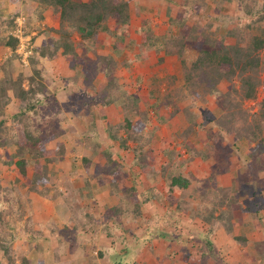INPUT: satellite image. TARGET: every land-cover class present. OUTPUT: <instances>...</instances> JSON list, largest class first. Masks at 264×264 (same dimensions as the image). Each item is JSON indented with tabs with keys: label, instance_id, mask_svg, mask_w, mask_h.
I'll use <instances>...</instances> for the list:
<instances>
[{
	"label": "rangeland",
	"instance_id": "rangeland-1",
	"mask_svg": "<svg viewBox=\"0 0 264 264\" xmlns=\"http://www.w3.org/2000/svg\"><path fill=\"white\" fill-rule=\"evenodd\" d=\"M136 1L141 20L160 34L165 28L161 25L166 18L165 14L169 8L176 13L180 0H175L176 4L172 5L169 0ZM31 3V0L26 4L23 0L15 3L11 0H0V82L9 84L11 78L15 82L21 81L23 77V86L27 89L28 76L33 74L30 58L35 56L38 62L36 67L41 72L40 78L37 77V84H45L47 90L45 94H39L37 100H33L36 109L28 112L23 125H18L14 118L19 116L25 106L10 92L11 101L5 105L3 115L0 116V120L3 118L6 121L5 127L0 130V141L19 142L22 135L20 130L25 128L24 125L30 126L32 130L39 128L45 133L54 132L57 136L48 145V150L52 151V158L56 154L57 159L49 166L50 175L46 184L39 185L41 190H45V193L52 197L50 198L29 190L26 178L9 164L11 155L17 150L15 145L9 144L0 149V213H4L2 219L5 222L0 223V246L6 244L8 252L6 254L4 248L0 247V264H11V260L15 261V264H22L23 258H26L29 264H198L200 246L203 247L206 238L217 251L214 255L211 249L213 264H264L261 261L262 253L264 254V210L260 214L261 223L256 221L251 212L246 213L244 217L243 223L249 225L247 232L251 233L253 240L249 242L246 253V246L240 245L236 240L246 234L240 219L237 216L233 219L232 233H229L221 221L210 225L202 217L207 218L206 210L213 209L212 203L206 202L208 197L204 199L200 194V197L196 194L200 191L198 175L202 176V172H205L208 176L207 171L215 162L214 157L209 160L203 158L210 150L222 159L229 149L233 151L236 137L243 136L244 139L238 143L240 150L230 156L232 165L235 169L243 168L241 171H245L244 156L254 152L253 149L264 151V48L257 54L260 65L256 73H237L223 79L214 94L204 93V90L209 88L207 82H204L202 88L198 85L196 90L192 88L191 91L198 92V98H194L190 90L183 87V65L176 56H166L163 64L159 66L154 49H149L147 58L140 62L136 59V47L132 51L122 50L120 55L115 54L113 46L117 38L123 36V32L116 28L111 20L103 26L98 36L99 43L95 46H82L81 38L75 35V45L79 52L80 48H89L87 57L95 63H99L101 56L111 54L108 56H112L118 65L116 72L119 88L116 93L112 92L113 98L118 100L108 107L110 110L107 118H103L102 99L110 95L103 94L107 82L105 72H99L98 76L90 79L92 82L89 90L80 93L77 102L72 97L74 86L66 88L63 82H73L74 77L79 76L74 80L79 87L82 86V68L79 66L77 71L74 70L71 62L59 58L60 56L59 59L50 60L41 59L39 54H35L36 49L43 46L49 35H55L52 28L57 29L60 25L49 14L44 20H40L37 13L29 10ZM220 10L221 12L208 9L201 13L195 11L192 16L195 21L210 25L212 31H216L219 37H224L228 44L235 45L234 39L227 38L228 29L235 27L241 31L245 30L250 23L264 14V3L263 0L258 1V8L253 16H247L241 5L235 3H226ZM17 14V27L12 30L8 24ZM28 16L31 23H28ZM134 21L135 17L133 22L125 27V32L129 35L125 41L135 40L138 43L141 30ZM172 29L176 32L175 27ZM110 31L113 32L112 35ZM4 34L16 35L19 38L17 51L20 52L2 46ZM194 52L189 53L192 57H188L190 66L198 57ZM90 65L87 63L89 71ZM154 73L159 74L160 78H168L170 74L177 76L172 89L181 95V110L188 112L185 116L182 113L175 115L179 125L178 132L170 128L173 110L162 107L160 101L156 100L158 93L152 91L155 90L151 87ZM251 77L249 84L253 83L254 78L258 82L253 96L248 98L245 89H248L249 85L246 86L243 81ZM89 97L95 102L101 101L92 103L95 112L94 123L88 113L81 116L88 109L85 102ZM135 97L142 99L139 108L150 112L151 121L144 124L146 127L143 130L130 132L133 134V140H128L123 127L125 119L129 118L134 123L140 119L144 121L142 117L135 115V107L125 109L128 101ZM232 105L234 108L231 113L229 108ZM155 107L160 112L159 119L154 115ZM185 117L194 118L197 123L194 133L187 138L184 135L193 125ZM161 118L165 122L160 121ZM220 129L223 131L221 137L224 141V148L221 149L217 147L216 140L211 139L221 131ZM111 130L117 133V139L110 138ZM159 133L167 137L166 149L160 150L156 143H148L150 136H157ZM254 133L263 140V144L259 143L258 138L248 145L246 136L253 137ZM177 134H181V137ZM60 144L65 147L63 156L58 154ZM224 149H227V152H224ZM135 150L151 153L152 158L144 160L145 165L142 166L140 157L136 158ZM106 152H110L113 159L110 160ZM139 155L137 153V156ZM153 164H157L159 169L153 168ZM112 168H118L123 174H127L124 180L118 181L119 184L126 187L136 185L144 198V194L150 189H158L161 202L153 201L143 207L142 217H136L133 213L112 217L108 207L115 205L117 198L124 195L121 193L113 197L114 188L110 177ZM187 173H197L195 179L187 176L192 180L189 188L176 187V192L170 194L173 184L170 177ZM260 176L264 179V173H260ZM152 181H157V185L153 186L156 183L151 184ZM59 192L60 195L55 198V194ZM170 198L174 200L171 205ZM241 200L246 209L247 198ZM228 209L223 206L218 210V214L220 210ZM193 213L201 215H192ZM166 214L170 216V226L156 232L155 218ZM42 225L50 227L48 230H42ZM210 228L214 231L206 236ZM149 230L151 234L148 236ZM40 232L45 239L39 242L37 239ZM157 233L166 234L168 239L154 237ZM30 236L33 241L31 240V245H27ZM149 237L153 240L150 241ZM38 243L39 247L36 245ZM204 248L208 249L206 245ZM184 250L190 253L186 256V261L182 257Z\"/></svg>",
	"mask_w": 264,
	"mask_h": 264
},
{
	"label": "trees",
	"instance_id": "trees-1",
	"mask_svg": "<svg viewBox=\"0 0 264 264\" xmlns=\"http://www.w3.org/2000/svg\"><path fill=\"white\" fill-rule=\"evenodd\" d=\"M11 1L15 3L19 0ZM23 1L25 4L28 2V0ZM258 1L259 0H180L178 11L175 13V18L172 17L173 12L171 8L167 11L171 24L176 26V32L167 31L161 36H157L152 28L141 20L137 7L138 2L136 0H31L32 6L29 10L33 13H37L40 20H44L47 17V14H49V16L60 25L57 29L52 28L55 35H49L44 41L45 43L43 46L36 49L35 54H39L41 59L50 60L57 59L60 56L71 62L74 70L77 71L79 66L82 68L81 75L84 78L82 86L79 87L74 80L79 78V76H75L73 82L70 80L67 81L70 84L75 85V92H73L72 97L77 102L78 95L89 90L88 87L91 86L92 82L90 79L98 76L99 72H105V77L107 78V84L104 86L103 94H109L110 92L116 93L119 88L118 73L116 72L118 65L113 60L112 56H101L98 59L99 63H95L90 57H87V50L89 48H80V52L77 50L74 37L75 35H78L81 38L82 46H95L99 43L98 36L103 26L111 20L116 28L120 29L123 32V36H125H117V41L114 44L115 54L120 55L122 50L132 51L136 47L138 49L136 50L138 52L136 54V59L140 62L147 58L146 54L149 49H154L158 57L159 66L163 64L166 56H176L183 65L182 73L183 78H185L183 87L190 90L189 92L192 97L198 98V92L195 93V91H191L192 88L196 90L197 85L202 88V83L207 82L209 88H207L208 90L205 89L204 93L214 94L218 91L219 83H221L223 79L232 77L237 73L240 75L245 73L251 74L252 72L256 73V70L260 65V58L257 54L264 48V14L261 15L258 20L250 23L243 31L235 27L229 28L227 38L234 39L236 42L235 45H230L224 41V37H219L216 31H212L210 25L206 23L204 24L202 21H195L192 12L197 11V13H201L208 9L221 12L220 9L224 4L235 3L241 5L247 16H253L256 14ZM169 2L171 5L174 3L176 4L175 0H169ZM18 16L19 14L15 15L8 24L10 29L14 30L17 27L15 20ZM134 17V22L137 23L141 30L140 42L138 43H136L135 40H130L129 42L125 41L128 40L129 36L128 32H125V27H128L133 22ZM28 23H31V18L29 16ZM110 34L112 35L113 32L110 31ZM6 35L8 34L2 35L5 36L2 46L4 45L11 48L13 51H17L20 43L19 38L14 35ZM91 49L93 48L91 47ZM192 51H195L194 53L198 54V57L195 58L196 61L190 66L191 62L188 57L190 56L189 53ZM161 54H163L164 57H161ZM30 62L33 64V74L28 76L29 86L27 89L23 86V77L21 81L15 82L12 81L11 78L9 84L4 81L0 82V116L3 115L5 105L11 101V98H9L10 92H12L14 97L25 106L22 108L20 114H18L19 116H15L14 118L16 122L18 121V125H23V122L29 115L28 112L36 109V103L33 100H37L38 95L45 94L47 90L45 84H41V86H39L40 84H37V77L40 78L41 72L36 67L38 62L36 61L35 56L30 58ZM87 63L91 64L89 67L90 71L88 70ZM126 65L128 66V63ZM167 77L169 79L166 77L160 78L159 74L156 73L153 76L151 87L155 88V90L152 91L158 93L156 100L160 101V105L164 108H171L173 110L171 118L172 126L170 128H172V131L175 130V132H178L179 125L175 119V115L182 113L185 116L188 112L186 110H181L180 105L183 101L179 98L181 95L177 90L172 89V85L176 82L177 76L170 74ZM141 79L143 81L142 77ZM249 79L252 80V77L245 79L243 83L246 84V86L249 85V88L245 89V94L248 98H251L258 81L254 78L253 83L249 84ZM164 86L166 87L165 90L163 89ZM112 94L102 99L103 118L107 117L105 109L118 100L115 97L113 98ZM96 102L99 103L101 101L98 100ZM96 102L93 98L89 97L85 102L88 109L81 115L83 116L88 113V115L91 116L93 123L95 122V112L93 111L94 107L92 103L96 104ZM141 102V98L135 97L131 101H128V106H125V109L135 107V115L140 116V118L142 117L145 121L144 123V121L140 119L134 123L129 118L125 119L123 127L126 135H128V140H133V134L130 132H138L141 129L143 130V128L146 127L144 124H146L147 121H151L150 112L143 108H139L141 107ZM233 108V105L229 108L231 113ZM154 109V115L159 119L158 115H160V112L156 107ZM225 109L228 111L227 107ZM161 119L162 120L160 121L165 122L163 118ZM186 120H188L189 123L192 122L193 127L187 129L184 135L185 138L194 133V126L197 124L194 118L189 117L186 118ZM5 125L6 121L2 118L0 120V130L3 129ZM24 126L25 128H21L20 130L22 135L19 137V142L15 140H10V142L0 141V149L9 146V144L15 145L17 150L15 154L11 155L9 160L11 167L13 166L18 174L26 178L29 190L52 198L45 193V190H41L39 185L46 184L50 175L49 166L56 162L57 156L55 154L52 158V151L50 152L48 150V145H50V143L56 138L57 134L54 132L45 133L39 128L32 130L30 126ZM110 132V138L117 139V133L112 132V130ZM221 132L223 131H219L216 136L211 138L216 140L217 147L220 149L224 148V141L221 137ZM255 134L256 133H254L253 137L246 136L248 139V145H251L259 138ZM177 136L181 137V134H177ZM154 138V135L150 136V141L148 143L152 142V144H155ZM21 139H23V141H21ZM243 139V136L236 137V141L232 148L233 151L229 149L228 154L223 155L222 159L216 157L211 150L203 155L204 160H209V158L214 157L215 162L211 167V176L202 179L201 182L198 181V188L200 191L196 194H200L204 199L208 197L206 202L211 201L212 203L211 208L213 209L207 208L206 210L207 218L204 216L202 217L203 220L210 225H213L216 221H221L225 224L229 233H232L233 219L236 216L240 219L241 226L246 229V234L237 237L236 240L240 245H243L244 247L246 246L244 249L247 251V246L252 240V237H250L251 233L247 232V230L249 231L250 229H247L249 225L245 222L243 223L246 213L251 212L256 221L260 223L262 222L260 214L264 210V179L260 176V173H264V151L261 149H253L254 152L243 157L246 164L245 171H241L243 168L235 169L231 163L230 156L233 152L235 153L240 150L241 146L238 143ZM125 141L127 140L125 139ZM258 141H260V144H263L261 138H259ZM59 148L60 151L58 154L63 156L65 153L64 145L60 144ZM223 151L227 152V149H224ZM106 153L108 154V152ZM137 153L140 155L137 156ZM135 154L136 158L140 157V165L142 166L145 165L143 162L144 160L146 161L147 159L152 158L151 153H145L142 150L140 152L135 150ZM108 155L110 160L113 159L110 152ZM111 171L110 177H112V187L114 188L113 197H116L121 193L124 194L122 197L117 198L115 205L108 207L112 217H119L130 213H133L136 217H142L143 214L141 210L143 207H147L148 204H151L153 201L161 202V197L159 195L160 191L153 193V190L150 189L144 194V198L136 185H133V187H126L118 183L119 180H124L127 177V174H123L121 172L122 170L118 168H112ZM218 177H220V179H218ZM170 179H173L170 194L176 192V190H174L176 187L188 189L191 183L188 178H184L181 174L171 176ZM133 184L135 183L133 182ZM120 188L122 191H120ZM59 195L60 192L55 194V198ZM191 195L193 196V194ZM244 197L248 200L246 203V209L241 200ZM193 198H195V196H193ZM173 203L174 200L170 198L169 204L171 205ZM223 206H227L229 209L227 211L220 210V213L218 214V210ZM3 214V212L0 213L1 224L5 223L2 219ZM198 214L193 213L192 215L197 216ZM155 219L154 228L156 229V232H158L157 230L159 229H166L171 224L170 216L167 214L164 216L158 215ZM49 227L48 225H42V230H48L47 228ZM213 231V228H210L208 232L209 234H206V236H209ZM150 234L151 231L149 230L147 235L149 236ZM39 235L40 237L37 241L40 242L42 239H45V236L42 235L41 232ZM165 235L157 233L154 237L167 240L168 237ZM31 240L33 241L30 236L27 240V245H31ZM149 240L152 241L153 238L149 237ZM203 242V247L206 245L208 249H203V247L200 246L201 250L199 251V254L203 253V256H213V252L214 255L217 253L214 245L208 238L204 239ZM36 245L37 247L40 246L39 243ZM0 247L4 248L6 254L8 253L6 250V244H2ZM211 249L213 252H211ZM184 253L189 254L186 251H184ZM262 255L261 261L264 263V254L262 253ZM10 262L11 264H15V261L13 260ZM29 263L30 262L26 258L22 259V264Z\"/></svg>",
	"mask_w": 264,
	"mask_h": 264
},
{
	"label": "crops",
	"instance_id": "crops-1",
	"mask_svg": "<svg viewBox=\"0 0 264 264\" xmlns=\"http://www.w3.org/2000/svg\"><path fill=\"white\" fill-rule=\"evenodd\" d=\"M179 3H180V1H179ZM179 3H178V4H179ZM165 15H166L165 20H164L163 22H161V25H164L165 28H164V29L162 28L163 30H162V32H161L160 34H157V33L155 32L157 36H161L162 34H164V33L167 32V31H172V32L175 31L174 29H172V27H175V29H176V26H174L173 24H171L168 14L166 13ZM172 17L175 18V17H176V14L173 13ZM161 25H160V26H161ZM14 36L17 37L16 35H14ZM17 38H18V37H17ZM139 42H140V39H139ZM113 48H114V46H113ZM0 51L2 52V50H0ZM17 52H20V51H17ZM108 55H111V54H107V56H108ZM161 57H164V55L161 54ZM59 58H62V57H59ZM59 58H58V59H59ZM155 67H156V69H158L157 66H155ZM155 67H154V68H155ZM154 68H153V69H154ZM156 69H154V70H156ZM63 84H65V87H66V88H70L71 86H75V85H73V84H70V83L67 82V81H64ZM105 84H107V82H106ZM104 86H105V85H104ZM110 94H112V92H110ZM105 110H106V114H107L108 111L110 110V108L107 107ZM102 115H104L103 112H102ZM106 118H107V117H106ZM154 137H155V138H154V143H156V144L158 145V147L160 148V150H162V149H166V147H167V146H166L167 137H164V134H163V133H162V134L159 133V135H157V136L155 135ZM213 165H214V164H213ZM158 167H159V166H158L157 164H153V168H157V169H159ZM207 172H209V175H208V176L205 174V172H202L203 175L201 176V175L199 174L198 177H197V180H198V181H201L202 179H205V178L210 177V176H211V167L209 168V171H207ZM188 175L191 176L192 179H195L194 176H195V175L197 176V173L194 174V175H191V174H188V173H187V175H183V174H182V176H183L184 178H186ZM201 177H202V178H201ZM187 178H188L189 180H191L189 177H187ZM150 179H151V178H150ZM218 179H220V177H218ZM191 181H192V180H191ZM152 183H156V184L153 185V186H156L158 182H157V181H152L151 184H152ZM191 183H192V182H191ZM151 184H150V185H151ZM137 188H138V190L140 191L139 187H137ZM152 190L155 191V192H158V191H159L158 189L156 190L155 188L152 189ZM183 247H184V249H185V246H183ZM184 251H185V250H184ZM245 252H246V251H245ZM189 254H190V253H189ZM189 254L183 253L182 257L184 258L185 261H186V259H185L186 256L189 255ZM201 254H203V253H201ZM201 254H200L199 262H197L198 264H200V263H202V264H213V263H214V261H213V260H214V259H213L214 256H211V255H204V256H203V255H201ZM190 257H192V256H190ZM189 264H196V262H190ZM233 264H234V262H233ZM236 264H237V263H236Z\"/></svg>",
	"mask_w": 264,
	"mask_h": 264
}]
</instances>
